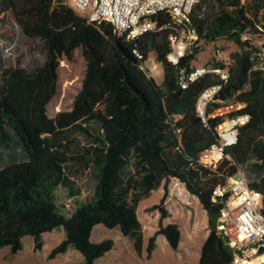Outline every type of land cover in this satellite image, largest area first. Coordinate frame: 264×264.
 <instances>
[{
  "label": "trees",
  "instance_id": "16d2710c",
  "mask_svg": "<svg viewBox=\"0 0 264 264\" xmlns=\"http://www.w3.org/2000/svg\"><path fill=\"white\" fill-rule=\"evenodd\" d=\"M68 1L0 0V251L17 254L26 237L41 251L44 235L63 229L66 240L48 262L72 248L85 264H97L115 246L112 239L91 241L103 226L118 230L142 256L138 208L159 189L164 195L149 209L160 214L159 229L147 258L159 236L178 251L180 226L164 223L175 179L207 213L209 236L199 263L232 264L230 240L218 230L224 204L214 192L242 172L264 205V46L254 44L264 34V0H201L188 20L154 16L157 28L135 40L119 36L111 23L80 17ZM183 34L194 40L174 65L172 38ZM220 41L238 47L229 62H211L227 69V82L209 73L183 89L181 71L196 69L199 43ZM77 50L86 61L81 91L70 111L51 118L47 107L57 94L60 59ZM151 54L162 66L160 83L146 69ZM215 85L222 89L208 113L236 102L243 108L235 114L250 121L212 169L200 155L218 143L223 118L205 125L196 104Z\"/></svg>",
  "mask_w": 264,
  "mask_h": 264
},
{
  "label": "built area",
  "instance_id": "2783aa9c",
  "mask_svg": "<svg viewBox=\"0 0 264 264\" xmlns=\"http://www.w3.org/2000/svg\"><path fill=\"white\" fill-rule=\"evenodd\" d=\"M201 0H69V7L80 17L90 22H108L115 27L119 36L135 40L154 31L157 23L153 17L168 13L179 21L188 20L194 7ZM180 38H172V53L169 61L178 65L185 55V45ZM215 73L223 82L228 80L226 68H196L190 74L181 71L180 83L183 89L206 74ZM222 85L205 90L196 104L198 118L205 125L209 119L221 117L223 122L218 131V143L200 155L205 166L217 169L226 158V148L236 144L240 128L250 121L246 114H235L243 108L236 102L208 113V108L216 101ZM215 199H222L224 207L219 219L218 230L230 240L234 251L232 264H264V205L261 192L252 189L245 175L240 172L219 186L214 192Z\"/></svg>",
  "mask_w": 264,
  "mask_h": 264
},
{
  "label": "rangeland",
  "instance_id": "374dc122",
  "mask_svg": "<svg viewBox=\"0 0 264 264\" xmlns=\"http://www.w3.org/2000/svg\"><path fill=\"white\" fill-rule=\"evenodd\" d=\"M2 18V16H0ZM4 28L0 25V49L3 47V40L1 36L3 35ZM194 40L193 36H186V34L182 35L180 42L185 45V53L188 49L190 43ZM254 44L258 47L264 46V34L254 40ZM201 49L199 55L197 56V60L193 63L196 68L201 67H211V62H223L224 64L229 62L230 54L236 52L238 47L231 42L220 41L215 44H206L204 42L199 43L198 45ZM86 61L83 58L81 51L77 50L74 52V55L71 59L67 57H62L60 59V67L58 70V84H57V94L51 100L47 107V114L49 117L54 118L60 112L70 111L73 107V102L76 96L81 91L82 81L84 77ZM146 69L159 83L162 81L163 78V71L161 66L157 63L155 55L151 54L149 58ZM264 175V173H263ZM174 188L179 192L180 188L178 183L172 184ZM163 191V189H161ZM183 191V189L181 188ZM181 192H179V195ZM157 193L154 195V200H157ZM181 196V195H180ZM58 199L60 203H65L66 198L62 191H58ZM153 201H144L139 206V216L142 220L145 228L139 234L137 243L141 244L142 252L144 253L143 262L146 260L148 264H178L172 256L168 252L165 253L163 247L160 246V251L156 257V260L152 262H148L147 258V247L150 238L158 231L160 218L158 220L155 219V216H158V212H150L149 209L154 206L152 205ZM68 203V202H67ZM69 204V203H68ZM70 205V204H69ZM200 213L203 219L201 220V227H199L198 231L196 232V237L190 236L192 234V228L194 227V219L187 220L189 230L186 232V227L182 224L183 228V239H182V248L180 252L188 248H195L197 247L201 240L203 239L204 235L209 232L208 225H207V218L204 212L203 207L200 205ZM65 213H69V209L65 210ZM160 217V214H159ZM200 217V216H199ZM152 225L155 226L152 227ZM200 226V225H199ZM105 232L107 233L108 237H115L113 234V230L106 229L103 227ZM167 242V241H166ZM169 243L165 247H169ZM170 248V247H169ZM122 263L123 264H139L137 260H134L133 253L131 251H125L123 254ZM139 259V258H138ZM111 261V259H110ZM119 261H113L112 264H119ZM108 264V263H107ZM181 264H191L188 259L183 258Z\"/></svg>",
  "mask_w": 264,
  "mask_h": 264
},
{
  "label": "crops",
  "instance_id": "0c3cea01",
  "mask_svg": "<svg viewBox=\"0 0 264 264\" xmlns=\"http://www.w3.org/2000/svg\"><path fill=\"white\" fill-rule=\"evenodd\" d=\"M175 183H178L179 187L183 189V191L181 190V188L179 190V192H181V196L172 185ZM156 193L157 200H154L153 197ZM163 195L164 191L159 189L157 192H154L147 201L151 200L153 201L152 205H156L160 202ZM200 205L201 204L199 200L195 196L191 195L181 182L175 179L172 180L170 184V195L166 202V208L171 213V217L165 220V225L170 223L178 224L180 226L183 239L182 224L186 227V232H188L189 226L187 220L194 219V227L192 228V234L190 236L196 237V232L198 231L199 227L203 225L201 224V220L203 219V217L201 216V213L199 211ZM204 212L207 218V213L205 210ZM138 217L144 229L145 226L140 219L139 209ZM159 218V214L158 216H155L156 220H158ZM206 221L208 225V218ZM152 227L156 229L154 225H152ZM113 234H115V237H108L103 226H98L94 229L91 237L92 242L99 243L105 239H112L115 242L113 250L105 255L102 259H100L97 264H112L113 261H119V264H123L122 260H124L123 254L125 253V251H131L133 253L134 260H137L139 264H148L146 263V260L143 262L144 253H142V256H139L134 248V245L127 238H124L118 230H113ZM208 236L209 232L204 235L203 239L197 247L191 249L188 248L183 252H180L182 248V239L178 251H174L170 246V248L165 247V245H167V240L163 236H159L157 239V249L153 253L152 258L148 259V262L154 263L153 261L156 260L158 252L160 251V246H162L163 250H165V253L167 254L168 252H170L169 254L178 264H181L183 258L188 259L191 264H200L199 262L202 248ZM43 240L44 245L41 251L35 250L34 240L29 237H26L22 240V250L17 254L11 253L9 249L1 250L0 264H85L84 257L72 248H70L66 253L58 255L53 260L48 262L47 259L49 254L66 240V234L63 229H59L44 235ZM166 264L169 263L166 262Z\"/></svg>",
  "mask_w": 264,
  "mask_h": 264
},
{
  "label": "water",
  "instance_id": "95a60500",
  "mask_svg": "<svg viewBox=\"0 0 264 264\" xmlns=\"http://www.w3.org/2000/svg\"><path fill=\"white\" fill-rule=\"evenodd\" d=\"M198 121H200V119H198Z\"/></svg>",
  "mask_w": 264,
  "mask_h": 264
}]
</instances>
